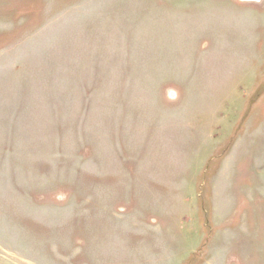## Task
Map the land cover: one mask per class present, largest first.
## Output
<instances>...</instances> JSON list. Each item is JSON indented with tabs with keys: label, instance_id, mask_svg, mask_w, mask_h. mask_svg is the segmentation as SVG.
Instances as JSON below:
<instances>
[{
	"label": "rangeland",
	"instance_id": "374dc122",
	"mask_svg": "<svg viewBox=\"0 0 264 264\" xmlns=\"http://www.w3.org/2000/svg\"><path fill=\"white\" fill-rule=\"evenodd\" d=\"M0 264H264V0H0Z\"/></svg>",
	"mask_w": 264,
	"mask_h": 264
}]
</instances>
